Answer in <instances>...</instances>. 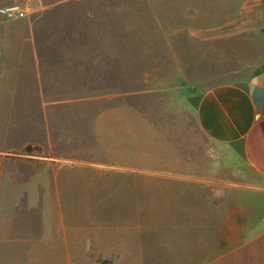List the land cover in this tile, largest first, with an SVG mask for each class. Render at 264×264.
<instances>
[{
	"label": "rangeland",
	"instance_id": "obj_1",
	"mask_svg": "<svg viewBox=\"0 0 264 264\" xmlns=\"http://www.w3.org/2000/svg\"><path fill=\"white\" fill-rule=\"evenodd\" d=\"M213 1L43 0V11L10 21L0 37V150L15 159L39 155L24 145L40 139V97L60 99L51 126L61 141L52 134L45 155L62 165L54 202L73 211L60 215L64 228L78 234L72 264H168L169 222L210 221L230 189L262 183L203 137L181 102L184 88L239 82L264 67V30L203 37L217 34L236 11L206 4ZM118 106L135 107L150 122L142 150L155 169L166 158L174 178L136 181L133 172L105 170L109 159L93 125ZM172 190L186 196L167 197ZM183 206L187 213H177ZM13 248L3 253L17 256Z\"/></svg>",
	"mask_w": 264,
	"mask_h": 264
},
{
	"label": "crops",
	"instance_id": "obj_2",
	"mask_svg": "<svg viewBox=\"0 0 264 264\" xmlns=\"http://www.w3.org/2000/svg\"><path fill=\"white\" fill-rule=\"evenodd\" d=\"M9 4L10 0H0V5ZM206 4L230 5L236 11L217 34L205 33L204 38L264 30V0H214ZM9 25L10 21L0 17L1 38ZM2 51L0 47V55ZM180 92L181 102L193 115L202 136L228 149L262 183L230 189L218 215L210 221L204 219L191 225L183 217L182 221L177 218L176 223L169 222L166 261L168 264H264V67L239 82L216 84L205 90L184 88ZM40 99V139L24 145L37 148L40 154L14 155L19 158L15 159L0 150V199L6 203L0 206L1 264H72V247L79 243L77 231L73 235L71 228H64L60 217L72 213V209L54 202L61 196L62 165L57 156L45 155L53 149L52 134L54 142L61 141V132L51 126L52 118L57 117L52 107L56 108L60 99L56 95H42ZM93 131L109 159L103 166L105 170L123 175L133 172L136 181L144 176L154 178L155 174L158 181H168L169 174L173 177V166L169 168L166 158L158 169L154 168L152 159L149 163L148 154L140 144L144 138L149 142L151 124L135 107L104 110L96 118ZM137 143L140 146L138 150L134 148L137 150L134 155L127 154ZM128 157L134 160L128 162ZM171 192L166 196H186L184 192ZM177 213L184 215L186 208L183 206ZM10 247L16 248L17 256L3 253Z\"/></svg>",
	"mask_w": 264,
	"mask_h": 264
},
{
	"label": "built area",
	"instance_id": "obj_3",
	"mask_svg": "<svg viewBox=\"0 0 264 264\" xmlns=\"http://www.w3.org/2000/svg\"><path fill=\"white\" fill-rule=\"evenodd\" d=\"M9 5H0V17L19 20L32 17L44 10L43 0H10Z\"/></svg>",
	"mask_w": 264,
	"mask_h": 264
},
{
	"label": "trees",
	"instance_id": "obj_4",
	"mask_svg": "<svg viewBox=\"0 0 264 264\" xmlns=\"http://www.w3.org/2000/svg\"><path fill=\"white\" fill-rule=\"evenodd\" d=\"M33 150H37V149H35V148H31V147H26V152H32Z\"/></svg>",
	"mask_w": 264,
	"mask_h": 264
}]
</instances>
